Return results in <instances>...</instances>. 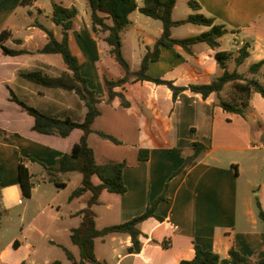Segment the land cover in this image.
I'll use <instances>...</instances> for the list:
<instances>
[{
  "label": "crops",
  "instance_id": "crops-1",
  "mask_svg": "<svg viewBox=\"0 0 264 264\" xmlns=\"http://www.w3.org/2000/svg\"><path fill=\"white\" fill-rule=\"evenodd\" d=\"M196 1L200 5L199 11L212 16L215 23L224 25L232 37L233 49H219V43L217 50L234 52L242 43H248L245 59L251 57L250 63H253L264 58V0ZM52 2L64 5L60 0H50V8L46 11L35 0H0V31L9 33L0 41V215L10 214L19 206L13 217L19 231L5 241L0 239V264H49L55 260L49 254L54 246L63 252L65 259H57L61 264L69 263L61 246L79 258V249L71 242L69 233L79 224L80 215L76 212L86 206L91 193L86 190L68 199L71 190L80 184L81 173L78 171L58 173V180L65 183L63 187L55 186L44 177L45 167L55 165L58 157L70 150L82 132L73 128L64 137L36 132L31 129L33 117L10 100L11 90L26 104L50 116L70 117L76 121L84 117L83 100L73 90L45 86L20 75L28 70H40L50 77L70 73L59 54L36 51L47 41V34L39 24L50 30L57 40L62 35L60 26L50 19ZM176 2L172 19L186 17L191 12L189 7L190 12L174 16ZM69 5L75 4H65ZM34 7H38L40 14L45 11L39 20L37 17L31 19ZM137 12L135 9L128 14L129 23L119 35L121 52L128 62L123 35L128 34L127 30L132 32L131 35L137 33L143 47L137 51L140 64L145 47L154 43L162 27L161 22L155 24L139 18ZM132 18L140 19L147 28L136 25ZM77 19L79 23H76ZM175 27L170 29L173 37H176L173 35ZM206 28L200 25L197 33ZM104 35L105 32L92 31L89 15L84 25L79 10L68 30L70 50L82 63L80 72L87 78V85L94 95L100 98L96 104L100 112L93 119L91 128L120 141L114 143L103 139L93 131L88 134L87 142L97 162L112 160L125 164L122 169L125 191L102 190L98 202L91 206L95 226L101 228L128 220L141 214L157 199L153 214L158 219L150 216L138 223L141 231L139 252L127 251L131 243L129 235L113 232L94 238L95 257L107 264H179L181 259L192 257L196 244L223 257L233 248L246 257L242 264H255L257 259L264 261V229L257 217L256 206L258 200L264 211V152L256 151L264 146V98L252 92L248 108L241 116L224 111L216 104L214 93L202 100L198 94L180 92L172 101L166 86L135 81L125 83L122 90L129 102L127 107L121 106L117 97L107 103L100 67L104 66L108 71L102 57L115 61ZM15 39L20 41L15 42ZM201 43L193 44L191 52L178 45L160 47L158 58L148 63L147 74L170 79L175 85L207 83L209 77L215 73L219 75L223 69L214 58L216 49L207 44L201 51L195 49ZM1 45L24 48L29 52L8 55L3 53ZM50 56L57 57L52 59ZM239 65H236L238 68H226L238 72L247 70H240ZM217 66L220 68L215 72ZM129 69L136 70L130 64ZM122 74L123 71L116 77ZM256 78L264 84V64ZM145 83L150 85L145 87ZM224 89L225 85L219 92L222 97H225ZM223 116L228 121L220 123ZM193 142H199L203 149L185 164V158L192 153ZM139 148L148 150L145 160L138 159ZM19 159L34 181L28 197L21 194L17 182ZM247 173L259 175L256 182L249 177L245 179L250 186L258 187L257 199L248 193L249 188L241 178ZM91 181L96 184L99 179L93 175ZM39 186L44 189L38 192ZM57 189L65 196L60 197ZM30 200H33V206ZM105 247L110 248L109 251ZM120 247L125 248V254Z\"/></svg>",
  "mask_w": 264,
  "mask_h": 264
},
{
  "label": "trees",
  "instance_id": "trees-1",
  "mask_svg": "<svg viewBox=\"0 0 264 264\" xmlns=\"http://www.w3.org/2000/svg\"><path fill=\"white\" fill-rule=\"evenodd\" d=\"M25 2L29 0H23ZM176 0H141L137 4L135 0H87L91 29L94 32H105L103 39L110 46L109 53L114 61L121 66L123 74L116 78H107L103 75L102 83L106 92L105 102L110 103L114 97L118 98L119 103L123 107H127L129 102L125 99L122 90L124 84L135 81H150L154 84L166 86L171 92V100L174 101L180 92H190L198 94L202 100H206L210 94L214 93L217 97L216 104L224 111L236 113L243 116L248 108L250 94L257 92L264 98V84L256 78L261 66L264 64V58L250 63L247 66L245 73L238 72L236 69L227 70L226 61L233 58L235 65L241 64L248 56V43H242L236 50L233 57L232 50H217L219 46V37L228 32L224 25L215 23L212 16H208L199 11L200 5L196 0H187V5L191 12L184 18L172 19L171 12ZM137 9L141 14L161 22V33L151 46H146V50L141 56L139 68L130 70L129 64L121 52L120 32L129 23L128 14ZM78 9L75 5H61L56 2L51 3L50 19L60 26L61 38L57 40L53 33L39 24L38 26L45 30L47 41L44 45L37 49L40 53H56L59 54L63 63L70 73H63L59 77H50L45 75L40 70H28L20 72V75L27 80L39 83L45 86L61 87L68 90H73L85 105V114L81 121L73 120L70 117L56 118L50 116L35 107L26 104L19 99L10 90V100L22 107V109L33 117L31 129L44 134H57L66 136L73 128L81 130V135L77 142L73 143L68 152L62 153L55 165L45 167L46 176L44 179L53 182L57 187H63L64 182L58 180V173H66L70 171H78L81 173L80 184L71 190L68 199L82 194L89 190L90 196L87 199L86 206L76 212L80 215L79 224L71 228L69 237L73 244L79 249V258L65 247L66 258L68 264H107L103 260H99L94 254V238L103 236L108 233L119 232L125 233L130 237V245L127 246L129 253H137L141 248L140 234L138 223L142 220L154 216L153 208L157 200L153 201L139 215H136L128 220L120 223H115L101 228L95 226L94 212L91 208L93 204L98 202L99 193L102 190L115 193H123L125 185L122 180V169L125 166L124 162L107 160L97 162L94 156L93 149L87 142V137L94 130L91 128L93 119L99 114V109L96 104L100 101L94 91L87 85V78L80 72L82 65L81 61L75 54L72 53L68 44V30L72 27L73 19L77 15ZM109 19V22H106ZM184 23H193L206 26L207 28L194 35L184 37L171 36L170 29L173 26H178ZM6 30L0 31V41H3L8 36ZM15 39V42H19ZM204 42L214 51V58L218 65L223 69L222 72L215 76L207 83H189L187 85H175L172 80L152 77L147 74V66L150 61L156 60L159 56L160 47L178 45L186 52H191L193 44ZM2 51L8 55H17L28 53L24 48H9L1 45ZM250 75V76H248ZM229 85V97H222L219 92L224 87ZM118 88V89H117ZM103 138L114 143L119 141L112 135L94 131ZM7 139V136H4ZM203 146L199 142L192 143V153L185 158V164L195 158ZM148 156V150L144 148L138 149L137 157L139 160H145ZM97 176L99 182L94 184L91 181V176ZM17 182L21 189V194L28 197L33 187L32 175L27 168L22 164L21 159L17 164ZM161 199V198H159ZM257 217L261 221L264 229V211L262 210L258 200L256 201ZM164 245V242H162ZM194 253L189 259H181L179 264H242L246 257L239 254L233 248L228 250L227 256H220L217 252L209 249H203L200 246L193 245ZM49 264H61L57 259L52 260ZM255 264H264L262 259H257Z\"/></svg>",
  "mask_w": 264,
  "mask_h": 264
},
{
  "label": "rangeland",
  "instance_id": "rangeland-1",
  "mask_svg": "<svg viewBox=\"0 0 264 264\" xmlns=\"http://www.w3.org/2000/svg\"><path fill=\"white\" fill-rule=\"evenodd\" d=\"M35 1H36V4L43 5V7L46 8V11H47V9L50 8V0H35ZM60 2L62 4H64V5L69 3V2H72L73 4H75V6L79 10L81 21L84 23V25L86 24L87 19H88V15H89L88 14L87 0H75V1L74 0H60ZM26 10H27V8H25V11ZM188 11H189V8H188V6L186 4V0H177V2H176V10H175L174 16H176V17L183 16L182 15L183 12H188ZM44 14H45V11L40 14L39 10H38V7H34V8H32L31 19L34 20V18L37 17L38 20H39L41 18V16L44 15ZM137 15L141 19H148L150 21V23H155V24H159L160 23L159 20H155V19L149 18V17L144 16L143 14H141L139 12H137ZM25 18H26V16H25ZM132 20H134V23L136 25L143 26V27L147 28L146 24L143 23L140 19H133L132 18ZM76 23H79L78 19L76 20ZM199 28H200V25H196V24H192V23H184V24L178 25L175 28H173L174 29L173 30V35L176 36V37H184V36H188V35H194V34L197 33ZM127 31H128V34L127 35H123V38H124V53H125V55L127 57V60H128V62L130 64L131 68L132 69H137L139 67V59L137 57V51H138L139 48L142 49L143 47L140 46V43L138 42L137 33L133 32V34L131 35L132 32L130 30H127ZM218 40H219V43H220L219 49H233L235 47V45H233L232 42H231L232 41V37H231V35L229 33H225L224 35L220 36ZM87 45H90V44H87ZM204 46H207V45H206V43L203 42L201 44H197L195 46L196 47L195 49H197V51H201ZM89 48L92 49V46L90 45ZM236 50L237 49L234 50V53L236 52ZM54 57H57V56H52V57L50 56L49 58L54 59ZM102 59H103V64L106 65V68H108L107 69L108 71H105L106 69L104 68V66L100 67V68H102L101 69L102 74H104L107 77L114 78V77H116V76H118V75H120L122 73L123 69L121 68V66H119L118 64L113 62L109 57H107V56H106V58L102 57ZM232 59H229V60L226 61V66H228V68H230V69L232 68V66L233 67L234 66L237 67ZM106 61H108L107 64H106ZM252 61H253V59H251V57H248L247 59L244 60V62L242 64L239 65V69L240 70H242V69L244 70V68H247V66ZM218 68H220V67L217 66L215 72H218ZM244 71L246 72V69ZM245 72H243V73H245ZM215 76H216V73L207 79L208 82L211 81ZM260 80L261 81L263 80L262 77H260ZM144 85H145V87H148L150 85V83H145ZM134 89L135 88H132L131 90H134ZM229 90H230L229 85H226L225 89H224L226 98L229 97ZM257 95L260 97L259 94H257ZM257 106L259 107L260 105L257 104ZM225 121H228V119H226L223 116L222 119L220 120V123H224ZM253 128L256 129L257 127L253 126ZM262 142H263V145H264V140ZM119 143H120V141H119ZM256 151H260V153L264 152V146L261 147V148H258ZM245 164H247V162H245ZM258 176L259 175H256V174H253V173H247L246 175L242 176L241 178L243 179L244 182H245V179H247L248 177L253 182H256V181H258V179H257ZM47 185H49L47 187H51V184H47ZM246 185L249 188L248 193L250 194V192H251L252 195H255V193L258 190V187L257 186H250L247 183H246ZM43 189H44V186H39L37 191L39 192V191H42ZM57 190L60 191V189H57ZM59 193H60V197H64L65 196L63 194V192L60 191ZM64 193H65V191H64ZM256 197H257V195H255L254 199H257ZM29 203H31L32 206L34 205L33 200H30ZM18 210H19V206L13 208L11 210L10 214L1 212L2 214L0 215V239L2 241H5L6 238L10 237L13 234H16V232L19 231L18 230V225L14 224L17 221H15V219L13 220V217L15 218L16 214L18 213ZM8 215H10L11 218ZM106 243H109V242H106ZM115 244H116L117 247L119 246L118 242L115 243ZM98 247H99V242H97V248ZM104 249H107L109 251L110 248H106L105 247ZM120 249H121L122 254L126 253L125 252V248L120 247ZM49 254H50L51 257H54L55 259H61V260L65 259L64 256H63V252L61 251V249L58 246H54L53 248H51L50 251H49Z\"/></svg>",
  "mask_w": 264,
  "mask_h": 264
}]
</instances>
